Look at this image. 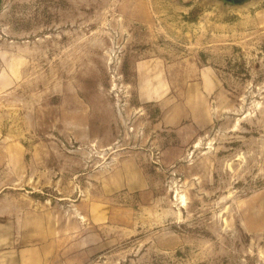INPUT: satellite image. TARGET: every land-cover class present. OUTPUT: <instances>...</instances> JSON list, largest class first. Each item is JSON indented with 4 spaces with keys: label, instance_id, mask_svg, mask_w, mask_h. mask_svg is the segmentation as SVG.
Wrapping results in <instances>:
<instances>
[{
    "label": "rangeland",
    "instance_id": "obj_1",
    "mask_svg": "<svg viewBox=\"0 0 264 264\" xmlns=\"http://www.w3.org/2000/svg\"><path fill=\"white\" fill-rule=\"evenodd\" d=\"M0 264H264V0H0Z\"/></svg>",
    "mask_w": 264,
    "mask_h": 264
},
{
    "label": "water",
    "instance_id": "obj_2",
    "mask_svg": "<svg viewBox=\"0 0 264 264\" xmlns=\"http://www.w3.org/2000/svg\"><path fill=\"white\" fill-rule=\"evenodd\" d=\"M221 1L225 4L239 5L243 2H245L246 0H221Z\"/></svg>",
    "mask_w": 264,
    "mask_h": 264
}]
</instances>
